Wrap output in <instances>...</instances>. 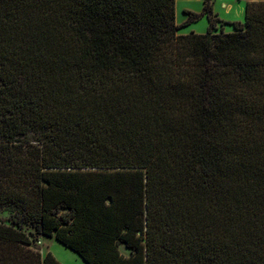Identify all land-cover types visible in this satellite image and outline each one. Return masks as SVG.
Returning a JSON list of instances; mask_svg holds the SVG:
<instances>
[{"label": "trees", "instance_id": "obj_1", "mask_svg": "<svg viewBox=\"0 0 264 264\" xmlns=\"http://www.w3.org/2000/svg\"><path fill=\"white\" fill-rule=\"evenodd\" d=\"M185 13L0 0V264H264V0Z\"/></svg>", "mask_w": 264, "mask_h": 264}, {"label": "rangeland", "instance_id": "obj_2", "mask_svg": "<svg viewBox=\"0 0 264 264\" xmlns=\"http://www.w3.org/2000/svg\"><path fill=\"white\" fill-rule=\"evenodd\" d=\"M186 5L187 0H176V22L178 24H181L188 18L187 13H185ZM188 5H190L194 9H197L195 12L201 11L200 2L198 0H193L192 3H189ZM220 11L222 14L219 15V18L222 19L215 23L216 29L213 30L214 33L235 31V28L232 24H230L229 21L223 20L226 19L225 17H233V20H242L241 22L245 21V14L243 16L240 15L238 9H233L231 13L222 10ZM209 25L210 24L207 16H204L199 21L193 22L190 25L180 28L178 34H189L191 32L206 33L208 31ZM8 218L9 212L5 211L3 208H0V220L5 223H9ZM26 230L34 232V229L31 226H27ZM32 237H34V235H32ZM32 247L41 251L43 255H45L49 251L52 252L56 256V258L63 264H87L75 251L64 246L54 237L37 235L32 244Z\"/></svg>", "mask_w": 264, "mask_h": 264}, {"label": "crops", "instance_id": "obj_3", "mask_svg": "<svg viewBox=\"0 0 264 264\" xmlns=\"http://www.w3.org/2000/svg\"><path fill=\"white\" fill-rule=\"evenodd\" d=\"M192 1L193 0H187V5L185 10H190V11L194 10V12L197 10L191 7L190 5H188L189 3H192ZM198 1L200 2V8L202 11L204 8V0H198ZM249 1H262V0H213V11L219 17V15L222 14L220 10L231 13L233 9H238L240 15L243 16L246 13V4ZM225 18L226 19H223L225 21H229V22L237 21V20H233L232 19L233 17H225Z\"/></svg>", "mask_w": 264, "mask_h": 264}]
</instances>
